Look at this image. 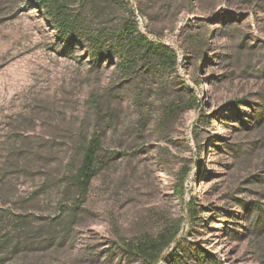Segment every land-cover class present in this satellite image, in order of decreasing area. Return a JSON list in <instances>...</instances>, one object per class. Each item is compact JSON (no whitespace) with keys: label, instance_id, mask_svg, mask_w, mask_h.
Instances as JSON below:
<instances>
[{"label":"rangeland","instance_id":"rangeland-1","mask_svg":"<svg viewBox=\"0 0 264 264\" xmlns=\"http://www.w3.org/2000/svg\"><path fill=\"white\" fill-rule=\"evenodd\" d=\"M98 8L111 17L136 10L144 32L177 50L178 74L161 84L122 81L116 59L96 65L84 45L59 42L40 4L0 0V264H144L118 242L175 223L179 241L159 264H264L256 211L239 203L258 197L247 178L264 168L255 119L264 0H100ZM200 29L212 33L204 62L188 52V34ZM192 94L199 107L159 138L164 105ZM95 133L99 169L82 196L71 176ZM184 167L183 199L172 184Z\"/></svg>","mask_w":264,"mask_h":264},{"label":"trees","instance_id":"trees-1","mask_svg":"<svg viewBox=\"0 0 264 264\" xmlns=\"http://www.w3.org/2000/svg\"><path fill=\"white\" fill-rule=\"evenodd\" d=\"M33 1L41 5L45 18L58 30L59 42L68 47L75 44L84 45L96 65L101 66L104 62H113L116 59L115 62L122 81L136 85L140 83L141 79H146L151 83L161 84L167 74H178L181 59L177 50L161 38H151L147 32H144L138 19V16L141 15L133 8H130L126 14L111 17L108 12L98 8L100 0ZM86 7H90V10H85ZM211 36L212 33L204 29L188 34L190 43L188 52L198 55L204 62L203 53L209 45ZM135 101L139 103L138 96L135 97ZM245 102L244 98H238L231 103L236 109H240ZM199 103V97L192 94L186 103L182 100H171L165 104L156 125L159 138L167 139L166 131L169 126L176 121L181 113L198 108ZM143 114L142 111L141 117ZM205 117L207 115L202 113L200 124L204 122ZM255 119L256 126H264V102L256 111ZM102 147V136L95 133L85 143L81 164L76 173L71 176V181L82 196H86L98 172ZM157 148L160 154L164 150H169L165 146ZM258 148L261 151L264 148V143L260 144ZM247 149L231 148L235 153H241ZM109 153L111 157L118 155L115 151ZM260 172V174L256 173L247 178L249 185L260 187L258 190L248 188L258 197L247 202L239 200V203L247 211H256L257 217L252 222V231L256 239L262 241L264 239V168ZM188 174L189 169L184 167L177 180L172 184L173 192L183 199L186 195ZM195 200L196 196L192 195L191 200L185 202L186 206L194 205ZM196 212L194 208H190L188 217L192 218ZM180 233L181 224L175 223L165 226L156 235L143 234L131 239H122L118 245L123 253L140 259L144 264H159L165 258L166 252L179 241Z\"/></svg>","mask_w":264,"mask_h":264},{"label":"bare ground","instance_id":"bare-ground-1","mask_svg":"<svg viewBox=\"0 0 264 264\" xmlns=\"http://www.w3.org/2000/svg\"><path fill=\"white\" fill-rule=\"evenodd\" d=\"M138 19H139V21H140V23H141V25H142V28H143V26H144V20H142L143 17L138 16ZM143 29H144V28H143Z\"/></svg>","mask_w":264,"mask_h":264},{"label":"built area","instance_id":"built-area-1","mask_svg":"<svg viewBox=\"0 0 264 264\" xmlns=\"http://www.w3.org/2000/svg\"><path fill=\"white\" fill-rule=\"evenodd\" d=\"M142 20H144V19H142Z\"/></svg>","mask_w":264,"mask_h":264}]
</instances>
